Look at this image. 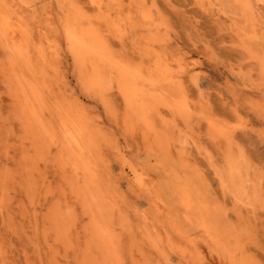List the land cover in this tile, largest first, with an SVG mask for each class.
I'll return each mask as SVG.
<instances>
[{
  "label": "bare ground",
  "instance_id": "1",
  "mask_svg": "<svg viewBox=\"0 0 264 264\" xmlns=\"http://www.w3.org/2000/svg\"><path fill=\"white\" fill-rule=\"evenodd\" d=\"M158 1L0 0V77L16 127L10 132L13 150L0 158V224L9 220L10 187L30 199L47 187L30 213L18 204L35 235L32 252L40 264H172L170 254L180 264H211L215 257L224 264H261L248 250L249 227L240 224L241 208L264 207L247 165L227 149L222 170L214 167L222 194L236 204L241 221L235 223L226 219V208L209 199L185 152L193 123L202 121L214 142L229 144L233 131L188 92L184 77L190 63L172 46L170 22ZM193 3L217 18L238 16L228 29L264 77V0ZM64 56L85 94L98 100L127 136L140 137L147 153L143 164L114 143L80 92L62 90ZM255 85L264 91V78ZM254 101L246 104L264 121V103ZM2 134L0 146L11 137ZM109 150L128 186L148 203L137 223L128 220L103 179ZM40 162L52 165L55 181L40 179ZM2 239L0 264H15Z\"/></svg>",
  "mask_w": 264,
  "mask_h": 264
},
{
  "label": "rangeland",
  "instance_id": "2",
  "mask_svg": "<svg viewBox=\"0 0 264 264\" xmlns=\"http://www.w3.org/2000/svg\"><path fill=\"white\" fill-rule=\"evenodd\" d=\"M157 3L160 7L162 6L161 9L164 13L166 12L165 16L169 19L170 28L168 33L172 40V46L178 52L184 53L188 57L187 61L190 63V68L184 77L188 92L191 94V97L193 96V99L197 100L203 106L205 105L204 107H207V109L205 108L206 111H210V114L215 116L218 115L217 117L221 119L224 118L223 120L228 123L230 130L233 131L232 139L229 144L224 141L214 142L209 137L207 129L202 121L193 123L191 126L192 137L188 138V141L185 143V152L189 155L191 162L199 169L202 181H204L207 187L209 199L214 198L222 208L227 209L228 216L226 219L231 222L239 223L241 220H237L235 212L233 211L236 205L234 199L228 194H222L221 184L214 173V167L217 170H222L224 156L222 153L230 149V152H232L240 163L247 165L248 177L256 183L261 196L264 197V121L260 120L257 113L246 104L248 99L252 101L255 99L256 101L254 102L262 100L259 103H264L262 85H255L264 77L260 74L258 65L247 59L246 53L239 48L237 37L231 35L228 29L230 21L239 19L237 15L230 13L231 16L228 18H217V16L202 10L199 5L193 3V0H169V2L159 0ZM38 5H40V3ZM258 47V50H261L263 44ZM0 54L1 59V51ZM69 59L68 56H64L63 59L65 65L64 70L67 71H65L66 84L61 85L62 90L66 92L72 91L76 93V95L80 92L78 95L79 98L93 113L99 116V120L111 134L114 143H118V146L125 148L131 160L143 164L146 161L147 153L140 137L138 135L127 136L120 125L116 124V122L109 117L98 100L85 94L78 82L76 74L73 73L74 68L71 59ZM1 79L0 77V121L3 119L5 121L3 120L0 122V130L3 136L6 135L4 137V139H6L11 136L10 132L15 124L11 118L12 110H10L11 105L8 95L6 94L7 91ZM80 90H82V93ZM114 101L116 102V98ZM261 113H264L263 108ZM2 123L4 127H2ZM7 125L9 127H7ZM9 139L10 143H8ZM9 139L6 140L8 142H2L0 146L1 159L6 158V153L13 150V148H11L13 143L12 136ZM109 151H107V157L109 158L108 165L103 169V179L106 180L105 182L107 185L117 196L121 208L127 213L128 220L137 223L136 221L139 219L138 216L147 214L148 203L144 197L136 195L128 186L125 177L119 169L116 158L113 157L111 150ZM175 155L174 152V156ZM38 165L40 179L50 180L51 178L50 181H55L57 176L50 163L43 164L40 162ZM53 172L55 177L53 176ZM46 189L47 187L42 188L41 192L31 199L30 197H23L19 188L10 187L8 189L7 198L9 204L7 206L9 220L6 222V220L3 219L4 225L6 224L5 228L4 225L2 226L0 224V232L2 233H0V238L2 239L5 236L2 240L6 241L4 243L7 247L9 259L14 261L15 264H40L35 253L32 252V242L35 239V235H33L28 227L27 217L20 213V205L24 207L26 214L27 212L30 213L32 211V206L38 207L39 202H42L41 198ZM20 200L23 202L22 204ZM75 206L76 205H74V207ZM125 206H127L128 209L130 208L129 210L131 213ZM77 207L78 206H76L74 210L77 217H79L80 211ZM16 210L17 212H15ZM240 213L241 219H243L240 224H246L250 231L249 237L251 239L249 238L250 240L247 243L248 250L261 264H264V207L258 206L254 210L241 208ZM1 221L2 217L0 214V223ZM6 229L8 230L6 231ZM10 230L13 231L11 232ZM12 250L15 251L12 252ZM24 251L28 257L27 260L23 254ZM15 252L17 254H15ZM174 256V254H170V263L180 264L177 257ZM210 261L211 264H224L216 257L215 259L212 258Z\"/></svg>",
  "mask_w": 264,
  "mask_h": 264
}]
</instances>
